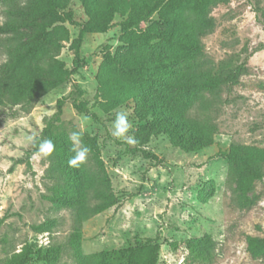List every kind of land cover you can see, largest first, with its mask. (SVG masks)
Wrapping results in <instances>:
<instances>
[{
  "label": "rangeland",
  "instance_id": "rangeland-1",
  "mask_svg": "<svg viewBox=\"0 0 264 264\" xmlns=\"http://www.w3.org/2000/svg\"><path fill=\"white\" fill-rule=\"evenodd\" d=\"M11 1L24 8L30 0ZM7 8L8 3L0 2V24L7 17ZM70 9L77 21H86L78 1ZM209 17L213 27L201 37L200 68L227 75L241 66L243 72L236 84L204 94L209 108L201 113L217 126L212 145L204 150L186 153L171 146L164 136L152 137L144 148L164 160L163 166L155 165L140 154H127L126 146L133 145L112 135L117 112L128 113L129 135L141 125L131 103L108 113L99 106L97 75L105 55L112 63H121L127 51L118 16L106 33L84 36L83 65L70 83L29 105H0V264L25 245L43 250L55 244L66 246L74 232L71 211L47 200L56 183L48 156L32 155L31 167L26 162L33 142L29 137L39 135L61 98L67 99L54 133L69 149L71 132L95 138L118 197L116 206L82 223L79 256L136 249L152 239L160 247L157 264H264V257L253 259L246 251L248 236L264 238V183H257L251 191V204L240 207L235 164L218 156L231 145L264 149V0H230L213 8ZM65 26L69 40L58 59L71 69L69 46L78 29ZM10 36H0V64L5 61L3 47ZM72 100L96 118L83 122ZM204 237L208 238L206 244L195 251L188 249L189 241ZM30 264L44 263L35 257ZM57 264H77L69 247H64Z\"/></svg>",
  "mask_w": 264,
  "mask_h": 264
},
{
  "label": "trees",
  "instance_id": "trees-1",
  "mask_svg": "<svg viewBox=\"0 0 264 264\" xmlns=\"http://www.w3.org/2000/svg\"><path fill=\"white\" fill-rule=\"evenodd\" d=\"M74 0H30L24 8L8 3L7 17L0 24V36L11 35L4 45L5 61L0 64V105H29L48 91L70 83L82 67L81 46L87 34H103L118 23L127 51L121 63H112L105 55L97 75L101 110L108 113L124 104H133L134 116L141 123L134 132L136 143L126 146L127 154H140L155 165L164 160L144 147L152 137L164 136L171 146L183 152H198L210 147L217 126L202 111L209 107L203 100L206 93H217L238 82L243 67L227 75L213 74L200 68L201 37L213 27L210 11L230 0H76L86 21L75 19L70 4ZM156 17V19H153ZM69 24L78 29L69 49L72 67L66 69L58 59L69 40ZM165 28L162 31V28ZM145 94V97L141 96ZM67 98L56 103V112L31 143L26 162L38 150L42 139H51L54 152L48 156L52 177L56 180L47 200L71 211L74 232L66 246L51 245L40 249L25 245L4 264H30L33 258L44 264H57L64 247L73 251L77 264H157L159 244L148 239L139 248L109 253L78 255L81 225L87 219L118 204L100 157L95 138L82 135L91 152L79 168L68 166L74 155L65 140L54 133L55 122ZM78 114L92 118L83 104L72 100ZM235 164L238 205L251 204L250 193L257 183H264V149L238 147L218 153ZM43 231L42 227H39ZM208 238L189 241V250H198ZM246 251L253 259L264 257V238L248 236Z\"/></svg>",
  "mask_w": 264,
  "mask_h": 264
},
{
  "label": "clouds",
  "instance_id": "clouds-1",
  "mask_svg": "<svg viewBox=\"0 0 264 264\" xmlns=\"http://www.w3.org/2000/svg\"><path fill=\"white\" fill-rule=\"evenodd\" d=\"M90 119L91 117L86 114L81 115V120L83 122H87ZM131 128L132 124L129 121L128 113L126 111L117 112L113 122L112 135L118 139H123L129 145H134L137 142L135 137L128 134ZM29 140H34V138L29 137ZM69 140L72 144L71 151L74 155L68 159V166L71 168H79L87 162L91 149L83 142L80 132H71L69 134ZM54 150L55 144L51 139H42L39 142L38 150L35 155L50 156Z\"/></svg>",
  "mask_w": 264,
  "mask_h": 264
}]
</instances>
